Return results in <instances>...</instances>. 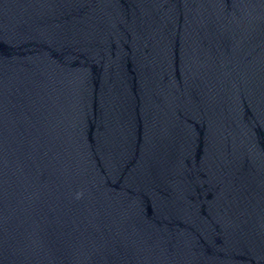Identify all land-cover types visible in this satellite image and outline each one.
Instances as JSON below:
<instances>
[{"label":"water","instance_id":"obj_1","mask_svg":"<svg viewBox=\"0 0 264 264\" xmlns=\"http://www.w3.org/2000/svg\"><path fill=\"white\" fill-rule=\"evenodd\" d=\"M0 264H264V0H0Z\"/></svg>","mask_w":264,"mask_h":264}]
</instances>
